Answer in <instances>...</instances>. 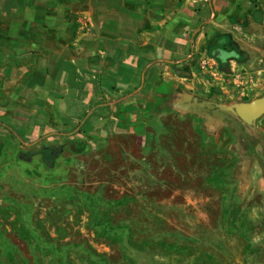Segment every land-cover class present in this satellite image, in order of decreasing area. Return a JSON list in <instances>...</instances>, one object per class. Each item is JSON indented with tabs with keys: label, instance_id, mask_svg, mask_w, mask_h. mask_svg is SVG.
Segmentation results:
<instances>
[{
	"label": "crops",
	"instance_id": "1",
	"mask_svg": "<svg viewBox=\"0 0 264 264\" xmlns=\"http://www.w3.org/2000/svg\"><path fill=\"white\" fill-rule=\"evenodd\" d=\"M220 36L248 60L223 68ZM169 109L264 148V0H0V159H57Z\"/></svg>",
	"mask_w": 264,
	"mask_h": 264
},
{
	"label": "rangeland",
	"instance_id": "2",
	"mask_svg": "<svg viewBox=\"0 0 264 264\" xmlns=\"http://www.w3.org/2000/svg\"><path fill=\"white\" fill-rule=\"evenodd\" d=\"M205 124L169 109L57 159L1 158L0 264H264V148Z\"/></svg>",
	"mask_w": 264,
	"mask_h": 264
},
{
	"label": "trees",
	"instance_id": "3",
	"mask_svg": "<svg viewBox=\"0 0 264 264\" xmlns=\"http://www.w3.org/2000/svg\"><path fill=\"white\" fill-rule=\"evenodd\" d=\"M220 52L218 60L223 68L228 66L230 60H235L239 63H244L248 60L246 54L234 43L229 36H220L210 47L209 53L214 57L216 52Z\"/></svg>",
	"mask_w": 264,
	"mask_h": 264
},
{
	"label": "water",
	"instance_id": "4",
	"mask_svg": "<svg viewBox=\"0 0 264 264\" xmlns=\"http://www.w3.org/2000/svg\"><path fill=\"white\" fill-rule=\"evenodd\" d=\"M219 57H220V52L218 51V52H216V54L214 55V58L218 59ZM233 128H234L236 131H239V132L242 133V130H241L239 127H237V125H234Z\"/></svg>",
	"mask_w": 264,
	"mask_h": 264
},
{
	"label": "built area",
	"instance_id": "5",
	"mask_svg": "<svg viewBox=\"0 0 264 264\" xmlns=\"http://www.w3.org/2000/svg\"><path fill=\"white\" fill-rule=\"evenodd\" d=\"M203 66L204 67L207 66V63H204ZM239 79H240V85L244 86L245 85L244 79L242 77H239Z\"/></svg>",
	"mask_w": 264,
	"mask_h": 264
}]
</instances>
